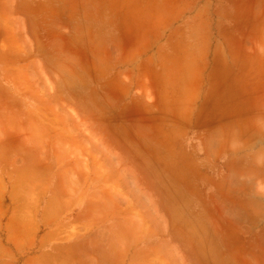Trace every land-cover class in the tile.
<instances>
[{
	"label": "rangeland",
	"instance_id": "rangeland-1",
	"mask_svg": "<svg viewBox=\"0 0 264 264\" xmlns=\"http://www.w3.org/2000/svg\"><path fill=\"white\" fill-rule=\"evenodd\" d=\"M199 9L206 126L166 130L131 88ZM263 47L264 0H0V262L264 264Z\"/></svg>",
	"mask_w": 264,
	"mask_h": 264
},
{
	"label": "crops",
	"instance_id": "crops-1",
	"mask_svg": "<svg viewBox=\"0 0 264 264\" xmlns=\"http://www.w3.org/2000/svg\"><path fill=\"white\" fill-rule=\"evenodd\" d=\"M144 5L145 3L141 4ZM200 15L199 9L194 17L195 20L187 22L190 23H186L187 25L175 24L172 18L171 20L168 18V22H165L163 27L165 28L171 21L167 26L170 28L165 29L162 37L170 41L165 42L164 46H159L153 58L152 55H148L149 57L142 61L140 73H137L138 80L134 81V86L131 88L132 96L128 103L139 109L136 116L143 119L148 118V115L152 118L170 119L172 123L166 130H199L200 127L206 126L204 111L209 102L205 99V84L210 87L214 81L212 74L220 61V50L212 44L211 30L209 26L203 24ZM136 23L132 20L126 28L124 25H118L116 36L125 34V37H128L126 34L133 33V28L138 27ZM160 25L163 24H159V21L158 24L153 25L155 29L158 28L159 37L162 32ZM166 31H169V34H166ZM144 33L149 39L155 36L152 31ZM172 40L176 42L173 43ZM145 78L148 82L144 81ZM122 87L130 89L124 81ZM139 88L143 91L142 95L137 94ZM148 88L154 95L152 104L147 102L145 96V90ZM123 103L128 104L126 100H123ZM213 124L211 121V126L209 125L207 130H217ZM8 221H5V227ZM52 230L53 228L42 227L37 241L40 243Z\"/></svg>",
	"mask_w": 264,
	"mask_h": 264
},
{
	"label": "bare ground",
	"instance_id": "bare-ground-1",
	"mask_svg": "<svg viewBox=\"0 0 264 264\" xmlns=\"http://www.w3.org/2000/svg\"><path fill=\"white\" fill-rule=\"evenodd\" d=\"M258 8V7H257ZM260 8V7H259ZM261 10V9H260ZM260 10H259V12H260ZM259 16H261V13H259ZM264 48V47H263ZM261 54V53H260ZM263 57V56H262ZM15 124V123H14ZM13 130V129H12ZM42 136V135H41ZM45 140V139H44ZM61 145V144H60ZM20 174V173H19ZM4 202V201H3ZM22 208H24V207H22ZM22 208H20L21 209V211L22 210H24V209H22ZM49 208V207H48ZM5 209V208H4ZM3 209V210H4ZM17 209H19V208H17ZM20 212V211H19ZM22 213V212H21ZM24 213V212H23ZM45 213V212H44ZM22 215V214H21ZM48 216V215H47ZM18 217V216H17ZM45 217V216H44ZM24 219V218H23ZM20 220V219H19ZM22 220V219H21ZM24 221V220H23ZM26 222H27V220H26ZM30 222V221H29ZM32 222V221H31ZM22 224V223H21ZM31 224H33V223H31ZM24 227V226H23ZM26 227V226H25ZM28 231V230H27ZM34 234V233H33ZM31 237H32V235H31ZM33 239V238H32ZM49 239V238H48ZM47 239V240H48ZM33 244V243H32ZM62 249V248H61ZM61 249L59 250V253H60V251H61ZM69 253V252H68ZM62 256V255H61ZM56 258V257H55Z\"/></svg>",
	"mask_w": 264,
	"mask_h": 264
}]
</instances>
